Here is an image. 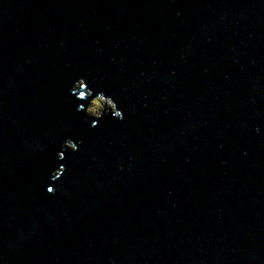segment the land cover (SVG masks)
Segmentation results:
<instances>
[{"label": "water", "instance_id": "1", "mask_svg": "<svg viewBox=\"0 0 264 264\" xmlns=\"http://www.w3.org/2000/svg\"><path fill=\"white\" fill-rule=\"evenodd\" d=\"M0 264H264V0H0Z\"/></svg>", "mask_w": 264, "mask_h": 264}, {"label": "clouds", "instance_id": "2", "mask_svg": "<svg viewBox=\"0 0 264 264\" xmlns=\"http://www.w3.org/2000/svg\"><path fill=\"white\" fill-rule=\"evenodd\" d=\"M85 88V80L84 79H78L73 86L72 91L76 92L80 89ZM86 96H91V100L87 104V107L84 108L83 105H81L80 110H83L85 114L88 117L94 118L92 120V127L98 126V121L103 118L105 114L110 113L113 117L123 119V113L121 110L118 109V106L113 98L106 96L103 91L96 93L93 95L91 90L85 91H79V97L78 99H84ZM64 147L71 151L78 150V145L75 143L71 138L67 139L64 142ZM58 157L60 159H64L65 155L64 152H59ZM65 171V168L61 166L59 169H57L54 172V177L59 178L62 173ZM47 192L50 194H54V188L48 187Z\"/></svg>", "mask_w": 264, "mask_h": 264}]
</instances>
